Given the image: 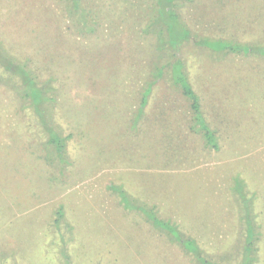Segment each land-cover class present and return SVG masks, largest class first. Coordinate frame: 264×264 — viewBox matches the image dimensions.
Wrapping results in <instances>:
<instances>
[{"label":"rangeland","instance_id":"obj_1","mask_svg":"<svg viewBox=\"0 0 264 264\" xmlns=\"http://www.w3.org/2000/svg\"><path fill=\"white\" fill-rule=\"evenodd\" d=\"M79 1L90 32L64 0H0L2 59L54 98L46 128L0 64V264H200L152 210L213 264H243L250 217L264 264V0H173L172 35L157 0Z\"/></svg>","mask_w":264,"mask_h":264},{"label":"trees","instance_id":"obj_2","mask_svg":"<svg viewBox=\"0 0 264 264\" xmlns=\"http://www.w3.org/2000/svg\"><path fill=\"white\" fill-rule=\"evenodd\" d=\"M64 1L66 3H70L67 5L68 13L73 18H75L77 23L82 24L83 28H85L87 32L92 31L93 30L92 28H87L89 15L86 12L85 13L80 12V9H81L80 1L79 0H64ZM172 1L173 0H157L158 6L155 5L158 9L157 10L158 15L160 16L161 20L162 18L164 19V21L163 20L162 21L168 28L170 35H172L176 31V29H178V27L181 26V22L179 21V18L176 16V14L174 13V10L172 9V6H171ZM169 19L172 20L171 26L168 25ZM181 39L177 42H180ZM172 43L174 44V42ZM218 43L211 44L209 42L207 47L217 50L219 49ZM229 49L232 52L239 51L238 50L239 48L235 49V47H232L231 45ZM2 56L4 55L2 52H0V64H2L3 67H5L7 71H9V73H12L13 75L18 76L21 79L22 84L19 85V89L22 91L23 97L31 100L30 105L34 108L37 116L40 117V119L42 120V124H44V126L47 128L48 127L47 120L50 117V112H49V109H47V107H44L43 105L46 104L47 101H51L52 99L54 100V98H51V96L47 95L46 88H42L38 86V83L36 82V79H34L32 75V71L27 67L28 66L27 64H21L20 66L22 67L16 68L14 65H16L17 63L15 64L14 60H11L10 64L8 65V62H5L2 59ZM183 67H184V64L179 59H177L175 63L172 64L173 72L177 73L176 75L175 73L173 74L174 84L181 88L184 95L191 102V108H192V111L194 112V120L197 123V125L200 127V130L203 132L206 145L210 148L219 149L218 139L216 138L215 131H213L207 125V123H205L204 118H200L202 115L200 101L195 91L188 84L185 74L182 73L184 71ZM160 76L162 77L163 75H160ZM151 91H152V85L148 87L143 94V98L141 100V107H140L141 111L140 112H142V110L147 106L148 97ZM51 132H54V133L51 134ZM49 134L50 136H49L48 143L53 145L55 151L58 154V157H60L61 159V163H67L68 159L66 157V153H67L66 152V142L68 139L71 138V136L69 135L67 137H62L58 132H55L53 130H51ZM62 160H64V162ZM111 190H113L118 195L119 198H122L121 194H123L122 196L125 197L126 192L124 191L123 188H120L119 186H112ZM242 197L244 198L243 195ZM145 214L148 216V219L150 220V222H153L155 227L157 226L159 229L166 231L167 234L171 235L172 237L178 236L176 241H178L179 244L185 250L191 252V254L195 257L196 260H198L200 264H213L212 260L209 257L204 256L203 251H200L196 239L190 236L185 237L183 234H181V232H178L177 235H174V233H177L176 232L177 229L171 225V222L169 220H164L158 217L156 212H154L153 210L151 212L148 211V213H145ZM246 220H247V227H248L247 236L249 237L250 241H249V245L246 244L244 246L245 254H244L243 264H256V262L258 261V257H257L258 248L257 246H255L256 241L254 240V238H256L255 231H254L256 227L253 223V220H251L250 217L247 218ZM248 232H250V235L248 234ZM209 260L211 262H209Z\"/></svg>","mask_w":264,"mask_h":264}]
</instances>
